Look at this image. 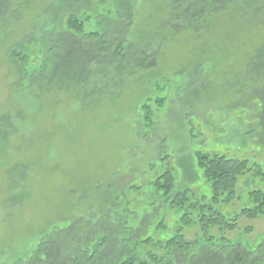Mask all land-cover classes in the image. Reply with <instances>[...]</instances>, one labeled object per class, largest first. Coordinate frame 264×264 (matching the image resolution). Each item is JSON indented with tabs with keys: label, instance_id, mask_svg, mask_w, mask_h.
<instances>
[{
	"label": "rangeland",
	"instance_id": "1",
	"mask_svg": "<svg viewBox=\"0 0 264 264\" xmlns=\"http://www.w3.org/2000/svg\"><path fill=\"white\" fill-rule=\"evenodd\" d=\"M52 1L10 0L0 31V264L28 261L42 237L86 212L82 207L109 182L114 190L141 186L128 197L131 206L145 207L149 182L164 162L177 179L191 169L192 185L207 192L195 163L198 150L249 161L238 197L220 208L238 214L237 228L225 237L256 247L264 239V215L251 219L240 210L248 206L249 191L264 190V176L254 167L264 171V88L241 86L249 57L264 42V0L249 5L243 18L229 5L208 32L175 34L159 50L156 69L126 77L118 95L114 88L17 82L7 51L29 32L39 36L59 24L49 10ZM168 2L134 0L131 37L139 41L152 31ZM74 8L87 11L84 27L91 30L114 13L115 0H77ZM21 44L16 50L28 57L31 73L42 59L39 41ZM177 218L167 217L169 228Z\"/></svg>",
	"mask_w": 264,
	"mask_h": 264
},
{
	"label": "trees",
	"instance_id": "2",
	"mask_svg": "<svg viewBox=\"0 0 264 264\" xmlns=\"http://www.w3.org/2000/svg\"><path fill=\"white\" fill-rule=\"evenodd\" d=\"M75 1L53 0L49 10L59 24L39 36L29 32L13 44L17 48L39 41L42 59L36 70L27 72L28 57L16 48L7 51L18 68V83L28 81L37 88L89 85L114 88L111 92L118 95L126 77L156 69L159 50L175 34L208 32L213 19L226 13L229 5L238 8L236 16L230 14L232 19L243 18L249 5L259 0H169L164 19L139 41L129 34L134 0H115L114 13L91 30L84 27L87 11H77ZM10 5V0H0V31L7 26ZM244 80L241 88H264V42L249 57ZM195 163L207 192L192 185L191 169L177 179L166 162L149 182L145 207L131 206L128 197L129 192L141 193V186L132 183L114 190L109 182L96 201L82 207L86 212L42 237L28 261L13 264H264V239L252 249L230 241L224 234L237 228L238 214L225 215L220 208L238 197V181L251 170L249 161L198 150ZM254 167L264 176L258 165ZM86 198L81 194L78 202L83 204ZM247 199L241 215L251 219L264 215V190L249 191ZM171 214L178 218L169 228Z\"/></svg>",
	"mask_w": 264,
	"mask_h": 264
}]
</instances>
